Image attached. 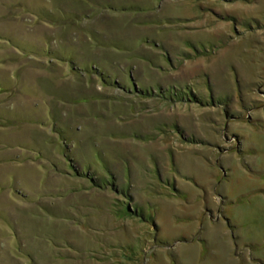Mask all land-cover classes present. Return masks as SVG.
Segmentation results:
<instances>
[{
    "label": "rangeland",
    "instance_id": "374dc122",
    "mask_svg": "<svg viewBox=\"0 0 264 264\" xmlns=\"http://www.w3.org/2000/svg\"><path fill=\"white\" fill-rule=\"evenodd\" d=\"M0 264H264V0H0Z\"/></svg>",
    "mask_w": 264,
    "mask_h": 264
},
{
    "label": "trees",
    "instance_id": "16d2710c",
    "mask_svg": "<svg viewBox=\"0 0 264 264\" xmlns=\"http://www.w3.org/2000/svg\"><path fill=\"white\" fill-rule=\"evenodd\" d=\"M53 59H56L57 61H61V59H60V58H53Z\"/></svg>",
    "mask_w": 264,
    "mask_h": 264
}]
</instances>
